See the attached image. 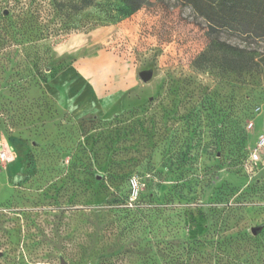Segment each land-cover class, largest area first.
Listing matches in <instances>:
<instances>
[{"label":"rangeland","instance_id":"obj_1","mask_svg":"<svg viewBox=\"0 0 264 264\" xmlns=\"http://www.w3.org/2000/svg\"><path fill=\"white\" fill-rule=\"evenodd\" d=\"M78 1L0 0L15 34L0 41V264L236 263L264 234V154L249 159L264 40L211 29L180 0ZM31 14L54 29L45 40ZM222 42L254 51L251 70ZM90 65L121 90L74 117L51 82L71 67L59 95L79 90Z\"/></svg>","mask_w":264,"mask_h":264},{"label":"trees","instance_id":"obj_2","mask_svg":"<svg viewBox=\"0 0 264 264\" xmlns=\"http://www.w3.org/2000/svg\"><path fill=\"white\" fill-rule=\"evenodd\" d=\"M130 11L134 12L145 5L148 0H120ZM202 17L211 29L225 30L240 35L247 40H264V0H180ZM91 5L90 0H79L75 10L79 12ZM6 11V14H5ZM77 14V13H74ZM38 14H31L22 23H32L35 34L30 36L34 41H42L47 38L51 30L41 26L38 21ZM0 41H9L15 38L11 32L12 22L9 18V11L0 7ZM42 27V28H41ZM32 33V31H31ZM23 35L26 33L23 32ZM224 51L236 53L244 63L242 72L251 70V64H255L254 51L242 47H234L227 43H220ZM264 64V53L258 60ZM126 215L130 209H122ZM245 235V233H242ZM252 247L244 248L234 264H264V234L260 240H252ZM228 257V256H226Z\"/></svg>","mask_w":264,"mask_h":264},{"label":"crops","instance_id":"obj_3","mask_svg":"<svg viewBox=\"0 0 264 264\" xmlns=\"http://www.w3.org/2000/svg\"><path fill=\"white\" fill-rule=\"evenodd\" d=\"M92 39V37H90ZM60 56V54H58ZM95 69L90 65L84 70V75H79L80 78H93L91 81H77L80 89L75 90V85L71 84V91L64 93V96L59 95V87L63 79L76 78V72L71 67H68L57 74L52 84L54 88L52 89L51 97H53L57 103L67 112H69L74 117H79L83 114H88L96 111H106L109 107V100L116 97L121 90V81H116L113 90L106 94L101 88V82L95 80ZM62 86V85H61Z\"/></svg>","mask_w":264,"mask_h":264},{"label":"built area","instance_id":"obj_4","mask_svg":"<svg viewBox=\"0 0 264 264\" xmlns=\"http://www.w3.org/2000/svg\"><path fill=\"white\" fill-rule=\"evenodd\" d=\"M251 126H252L251 123L248 124V128H251ZM263 154H264V128H263L262 132L257 137L254 149L251 151L249 159L252 162H260V161H262ZM12 157L14 158V154L12 155ZM10 159H11V157H9L8 153L5 152L3 149H0V164L7 162ZM132 187H133V189L136 188L135 181H132Z\"/></svg>","mask_w":264,"mask_h":264},{"label":"water","instance_id":"obj_5","mask_svg":"<svg viewBox=\"0 0 264 264\" xmlns=\"http://www.w3.org/2000/svg\"><path fill=\"white\" fill-rule=\"evenodd\" d=\"M5 14H6V11H5ZM139 78L142 82H147L149 81V79L151 78V73L150 72H140L139 73ZM252 234L255 235L257 233V229L256 228H253L251 230ZM61 264H65L64 262H62Z\"/></svg>","mask_w":264,"mask_h":264}]
</instances>
